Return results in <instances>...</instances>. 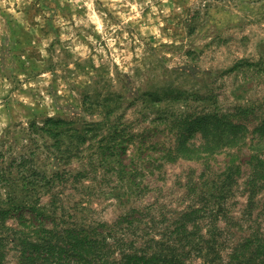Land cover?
Returning a JSON list of instances; mask_svg holds the SVG:
<instances>
[{
	"label": "rangeland",
	"instance_id": "374dc122",
	"mask_svg": "<svg viewBox=\"0 0 264 264\" xmlns=\"http://www.w3.org/2000/svg\"><path fill=\"white\" fill-rule=\"evenodd\" d=\"M178 110L225 115L247 130L244 142L165 161ZM48 119L92 131L82 144L63 136L55 146L43 132ZM263 123L264 0H0V172L11 175L0 184V209L11 210L8 228L20 229V218L37 224L29 203L47 213L62 206L66 225H103L100 232L141 220L142 235L151 226L158 239L178 213L212 204L213 183L233 163L226 219L217 222L227 264L238 242L264 239V186L248 183L250 156L264 162ZM202 142L197 132L187 143ZM199 225L205 233V220ZM7 249L5 263L18 264V251Z\"/></svg>",
	"mask_w": 264,
	"mask_h": 264
},
{
	"label": "trees",
	"instance_id": "16d2710c",
	"mask_svg": "<svg viewBox=\"0 0 264 264\" xmlns=\"http://www.w3.org/2000/svg\"><path fill=\"white\" fill-rule=\"evenodd\" d=\"M170 97L172 101L181 99L178 92ZM170 114V133H175L176 138L174 147H162L165 148L162 157L168 162H174L178 158L198 160L223 148L233 149L244 142L247 133L243 126L216 112L191 114L188 110H178L174 118L175 114ZM90 131L92 130L87 132ZM43 132L54 140L55 146L59 145L63 136L71 137L78 144L84 143L87 137V132L79 133L78 129L72 127L71 122L64 120L48 119ZM197 132L201 135L202 144L199 147L188 145V140ZM259 132L264 134V123ZM109 147L110 145L106 146L103 152L110 151ZM151 148L157 149L156 146ZM102 163L105 164V160H100L99 164ZM248 164L250 187L253 189L254 183H262L264 186V162L257 156H250ZM235 172L233 163L227 165L219 183H213L215 193L210 196L214 200L212 204L206 205L204 201L206 204H202L200 208H188L187 211L178 213L172 222L163 226L158 239L155 235H149L151 232L148 229L151 226H147L145 236L142 235L141 220H136L134 226L124 229L121 224L127 221L122 218L114 228L110 227L105 232L98 231L99 228H104L103 225L94 227L83 222L66 225L63 221V213L66 212L62 206H56L55 200L51 204L59 209L48 213L39 204L31 206L29 203L20 202L33 214L37 224H27V220L20 218L21 228L18 230L8 228L4 223L11 210L0 209V264H6L5 252L8 246H13L18 251V264H191L190 259L194 257H200L201 264H221L217 239L221 230L217 227V222L226 219L222 202ZM10 177L11 175L6 176L4 172H0V184H9ZM33 193L39 197L43 192L34 190ZM253 196L254 192L249 196L250 203ZM13 203L15 202L11 204ZM162 219L166 220L163 215ZM150 220L152 219H148L147 223ZM202 220L207 223L205 233H201L203 227L199 225ZM47 223L50 227L46 226ZM127 232L133 238L125 244L123 237ZM138 239L142 243L136 247L135 242ZM115 252H118V259L112 257ZM263 256L264 239H259L258 236L249 237L233 246L227 264H264Z\"/></svg>",
	"mask_w": 264,
	"mask_h": 264
}]
</instances>
